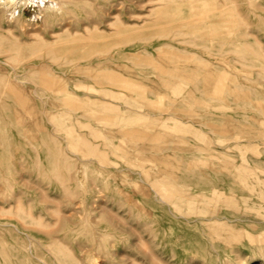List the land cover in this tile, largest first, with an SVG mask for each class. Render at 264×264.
<instances>
[{"label":"rangeland","instance_id":"1","mask_svg":"<svg viewBox=\"0 0 264 264\" xmlns=\"http://www.w3.org/2000/svg\"><path fill=\"white\" fill-rule=\"evenodd\" d=\"M130 263L264 264V0H0V264Z\"/></svg>","mask_w":264,"mask_h":264},{"label":"bare ground","instance_id":"2","mask_svg":"<svg viewBox=\"0 0 264 264\" xmlns=\"http://www.w3.org/2000/svg\"><path fill=\"white\" fill-rule=\"evenodd\" d=\"M161 184V183H160ZM156 187V186H155ZM161 188V187H160ZM159 191V190H158ZM162 192H163V190H162ZM168 192V191H167ZM214 193H215V191H213ZM165 193V192H164ZM172 193V192H171ZM166 194V193H165ZM170 194V193H169ZM216 195V194H215ZM172 196V195H171ZM203 196V195H202ZM170 197V196H169ZM206 197V196H205ZM170 199V198H169ZM167 200V199H166ZM151 210V209H150ZM149 210V211H150ZM220 210V209H219ZM138 230H136V232H137ZM139 233V232H138ZM140 235V234H139ZM141 236V235H140ZM142 239V238H141ZM137 241V240H136ZM144 243H146V241H144ZM147 244V243H146ZM140 245V244H139ZM143 246V245H142ZM147 246V245H146ZM146 249V248H145ZM146 250H148V247H147V249ZM150 251H152V250H150ZM149 252V251H148ZM151 253V252H150ZM152 254V253H151ZM151 256V255H150ZM153 256V255H152ZM156 259V258H155ZM157 260V259H156ZM134 262V259L132 260V263ZM137 262V261H136ZM158 263H159V261H157ZM132 263H130V264H132ZM136 264H139V263H136ZM142 264V263H141ZM161 264H163V263H161Z\"/></svg>","mask_w":264,"mask_h":264}]
</instances>
